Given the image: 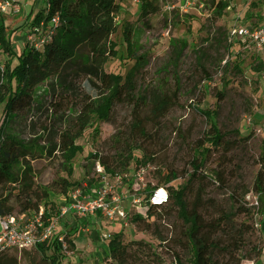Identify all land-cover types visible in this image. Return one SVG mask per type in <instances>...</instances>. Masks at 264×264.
<instances>
[{
  "label": "rangeland",
  "instance_id": "374dc122",
  "mask_svg": "<svg viewBox=\"0 0 264 264\" xmlns=\"http://www.w3.org/2000/svg\"><path fill=\"white\" fill-rule=\"evenodd\" d=\"M0 1L18 9L0 16V27L13 39V51L21 54L25 48L41 49L43 38L31 36L28 25L33 0ZM209 1L204 0L201 9L198 6L189 13L177 10L178 0L66 3L67 22L58 21L56 26L64 30L66 38L68 34L77 36L83 43L70 45L74 48L72 59L52 71L34 88L31 102L18 103L8 119L0 148L5 169L0 178V202L13 208L15 215L22 206L30 205L33 217V193L37 187H48L51 196L42 203L41 211L58 219L60 208L75 188L99 190L108 183L113 186L110 199L125 202L130 195H137L142 200V211H130L131 204L126 202V220L98 215L90 223L75 214L60 219L55 236L69 230L71 223L79 230L73 237L76 252L66 256L64 264H114L108 255V243L118 233L123 235L125 245L144 242L151 246L149 254H155V264H177L176 254L182 260L190 259L183 245L174 243L184 242L175 214L163 212L161 218L147 219L146 198L158 185L157 170L166 166L179 175L174 185L186 186L193 173L192 149L210 129L211 121L204 112L224 135H230V140L246 139L234 152L228 189L209 179L193 183L188 197L203 191L207 212L215 217L229 214L237 227L248 224L242 255L254 261L241 264H264V209L259 200L258 208L248 207L255 195L251 192L244 198L245 208L251 210V215L245 217L230 198L241 194V186L251 189L259 170L264 140V47L259 49L229 37L234 24L264 26V0H215L230 5L218 20L211 6L207 7ZM108 25L112 37L100 42L94 53L96 34ZM7 60L1 51L0 64ZM116 88L122 92L113 100L110 90ZM106 99L110 102L108 119L99 120L107 106L103 111L99 107ZM90 108L96 112L87 110ZM84 115L89 116V125L82 132L80 118ZM3 116L0 108V125ZM65 131L76 138L69 150L60 141ZM144 158L155 162L147 166L140 183L145 189L138 190L134 188V175L141 167L137 161ZM216 163L212 155L204 165L209 178ZM65 181L72 185L68 195L59 194ZM53 204L55 211H50ZM135 215L155 224V235L141 232L132 222ZM257 251L262 252L261 257ZM6 255L17 256L20 264H29L30 256L23 251Z\"/></svg>",
  "mask_w": 264,
  "mask_h": 264
},
{
  "label": "trees",
  "instance_id": "16d2710c",
  "mask_svg": "<svg viewBox=\"0 0 264 264\" xmlns=\"http://www.w3.org/2000/svg\"><path fill=\"white\" fill-rule=\"evenodd\" d=\"M123 1V0H121ZM68 0H33V8L31 10V17L29 20L30 34H34L36 38H43L41 49L25 48L21 54L13 51V39L7 34L3 26L0 27V52L8 58L2 65L0 64V108L3 112V121L0 125V148L3 142L4 127L14 111V108L19 103L26 101L31 102L32 92L36 86L44 82L54 70L61 68L69 58L72 59L75 45H80L83 40L77 36L72 37L70 34L65 37L64 30L54 23V19L67 22L65 14V7ZM37 4V5H36ZM207 7L211 6L212 12L216 20L220 19L226 10L230 7L228 2L210 0L207 2ZM112 29L111 26H103L99 28V33L96 34L94 47L92 50L95 53L98 50V44L110 38ZM112 37V36H111ZM66 38V40H65ZM70 43V44H69ZM72 55V57H71ZM97 57H101L98 53ZM107 77L108 81L109 76ZM65 83V81H63ZM109 84V82H108ZM130 85V84H129ZM112 91V98L118 99L121 96L122 89L116 88ZM109 91V93H110ZM103 111L102 109L105 107ZM93 108V106H92ZM92 108L87 109L90 112H96ZM103 112L99 120H107L108 110L110 108L109 99L106 103L99 107ZM207 121H211L210 129L205 134L202 142L192 149L194 151L192 157L193 173L187 181L186 186L177 187L174 183L178 180L179 175L177 171L166 166L164 170H157L156 179L158 185L167 189L169 193V202L163 207L150 206L147 209V219L153 217L161 218L165 213L175 214L180 224V234L184 242L174 241L176 244L183 245L184 249L190 254L188 261L182 260L179 254L174 256L177 264H241L242 261H254L251 256L242 255L245 245V234L248 232V224L243 223L237 227L232 221L229 214H221L217 217L213 216L209 211L207 212L204 206L205 200L203 191L192 197H188L189 188L195 182L205 183L207 180H213L216 185L222 189H228V177L231 175L230 166L234 164V152L240 147L241 142L246 138H239L230 140V135H224L217 126L212 123L213 118L207 113H203ZM89 125V116L84 115L80 118V127L84 132ZM76 138L72 132L65 131L61 133V145L64 149H70L74 146ZM11 150V149H10ZM1 151V150H0ZM1 153V152H0ZM28 154V152H26ZM52 154V152H50ZM215 155L217 158L216 168L212 171V178L203 171L204 165L208 157ZM153 158H144L138 160L137 163L141 167H147L150 163H154ZM259 170L254 179L251 189L243 188L241 194L237 197L235 194L231 195V200L237 206V212L245 217L251 215V210L245 208L244 198L249 193L253 192L258 196L261 209H264V140L261 146V153L258 158ZM2 165L0 157V166ZM145 165V166H142ZM140 168V167H139ZM5 169L0 167V178L4 175ZM30 173L32 170L30 168ZM72 185L65 181V186L62 187L59 194L68 195L69 189ZM77 186V184H75ZM240 187V188H241ZM51 196V190L48 187H37L33 193V199L36 203L35 211H39L43 202H47ZM47 205V203H46ZM44 208H48L45 207ZM209 209V208H208ZM30 205L21 207V211L32 212ZM50 211H55L53 204ZM210 210V209H209ZM0 215H15L14 209L0 204ZM149 221V220H148ZM141 216L135 215L132 222L136 224L138 229L144 233H151L155 235L153 228L155 224H150ZM79 232L77 226L71 227L59 236H63L68 245V249L75 253V237ZM75 234V236H74ZM123 235L118 233L110 238L108 243V255L114 264H134L136 260L138 264H155L156 258L151 256L149 252L152 247L144 242H131L125 245L122 241ZM160 241L164 238L158 237ZM171 241V240H170ZM169 243V242H168ZM148 251H147V249ZM165 249V247H163ZM28 254L30 259L29 264H64L65 254L58 238L50 242L40 243L31 252L23 251ZM258 257H261L262 252L257 251ZM144 254V255H140ZM137 255V256H136ZM175 255V253H174ZM150 257V258H148ZM0 264H20L17 256L0 254ZM67 264H76L68 262ZM157 264H160L157 262Z\"/></svg>",
  "mask_w": 264,
  "mask_h": 264
},
{
  "label": "built area",
  "instance_id": "2783aa9c",
  "mask_svg": "<svg viewBox=\"0 0 264 264\" xmlns=\"http://www.w3.org/2000/svg\"><path fill=\"white\" fill-rule=\"evenodd\" d=\"M178 2L177 10H180L182 13H189L198 6L201 9L204 4V0H178ZM11 10L17 11L18 9L10 2L0 1V16L7 14ZM172 10H176V6H173ZM58 21L59 19H54L53 23L57 25ZM31 36L35 37L34 34H31ZM229 37L261 49L264 47V26L259 28H246L234 24L229 32ZM147 170V167H140L137 170L134 175V182L136 183L134 188H139L140 190L145 189V186L143 188L140 187V183H143ZM112 192L113 186H110L108 183L99 190L89 189L88 187L87 189L75 188L65 199L66 205L60 208L58 219L54 216H47L43 210L41 211L42 208L33 217H30V211L17 215H0V254L31 250L36 248L40 243L50 242L58 238L65 256H72L74 253L68 249L64 237L59 235L55 236L56 227L60 219L70 217L72 214L80 218H89L100 214L110 220H115L116 218L126 220L128 217L127 208L125 207L126 202L131 204L132 208L130 211L132 209L135 213L142 211L140 206L142 200L139 196L130 195L126 198L125 202H122L116 197L110 199ZM148 193L146 198L147 209L150 206L163 207L169 202V193L163 187L154 188ZM247 200L250 199L247 198ZM248 207L255 209L259 207L258 196H253V201L251 204H248ZM105 239H108V237H105Z\"/></svg>",
  "mask_w": 264,
  "mask_h": 264
},
{
  "label": "crops",
  "instance_id": "0c3cea01",
  "mask_svg": "<svg viewBox=\"0 0 264 264\" xmlns=\"http://www.w3.org/2000/svg\"><path fill=\"white\" fill-rule=\"evenodd\" d=\"M98 215H100V214H96V215H94V216H98ZM94 216H91V217H89V218H86L85 220H87V221H89L90 223H92L93 221H94ZM96 221H98V220H96ZM74 225V223H71L70 224V227H75V226H73Z\"/></svg>",
  "mask_w": 264,
  "mask_h": 264
},
{
  "label": "flooded vegetation",
  "instance_id": "af4514ba",
  "mask_svg": "<svg viewBox=\"0 0 264 264\" xmlns=\"http://www.w3.org/2000/svg\"><path fill=\"white\" fill-rule=\"evenodd\" d=\"M105 169V168H104Z\"/></svg>",
  "mask_w": 264,
  "mask_h": 264
}]
</instances>
